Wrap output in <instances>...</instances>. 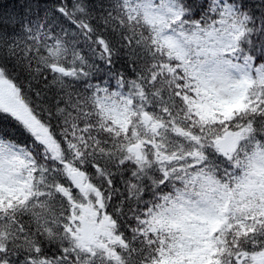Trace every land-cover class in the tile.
Wrapping results in <instances>:
<instances>
[{"label":"snow or ice","instance_id":"snow-or-ice-1","mask_svg":"<svg viewBox=\"0 0 264 264\" xmlns=\"http://www.w3.org/2000/svg\"><path fill=\"white\" fill-rule=\"evenodd\" d=\"M0 264H264V0H0Z\"/></svg>","mask_w":264,"mask_h":264},{"label":"trees","instance_id":"trees-1","mask_svg":"<svg viewBox=\"0 0 264 264\" xmlns=\"http://www.w3.org/2000/svg\"><path fill=\"white\" fill-rule=\"evenodd\" d=\"M4 3H5V4H8V1L5 0ZM9 7H10V5H9Z\"/></svg>","mask_w":264,"mask_h":264}]
</instances>
